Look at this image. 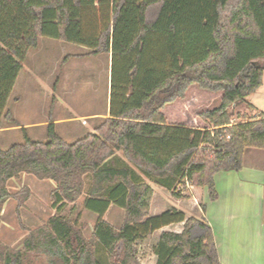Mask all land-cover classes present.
I'll return each mask as SVG.
<instances>
[{
	"label": "trees",
	"instance_id": "16d2710c",
	"mask_svg": "<svg viewBox=\"0 0 264 264\" xmlns=\"http://www.w3.org/2000/svg\"><path fill=\"white\" fill-rule=\"evenodd\" d=\"M40 37L86 47L78 57L112 54L110 116L74 142L50 122L47 140L22 127L23 142L0 148V216L11 197L19 206L29 198L27 188H8L23 173L56 183L58 211L22 248L0 241L2 264H24L33 252L57 264H141L137 240L179 222L181 232L161 233L157 264H222L204 217L176 207L150 215L154 189L137 170L175 197L191 183L214 200L215 173L241 169L249 147L264 149V114L233 123L229 112L263 81L264 0H0V124L15 122L6 108ZM194 84L222 92L203 114L213 129L167 123L163 108ZM85 193L84 207L98 214L90 238L78 219L59 213ZM111 204L125 210L119 228L105 219Z\"/></svg>",
	"mask_w": 264,
	"mask_h": 264
},
{
	"label": "rangeland",
	"instance_id": "374dc122",
	"mask_svg": "<svg viewBox=\"0 0 264 264\" xmlns=\"http://www.w3.org/2000/svg\"><path fill=\"white\" fill-rule=\"evenodd\" d=\"M33 54V62L41 66V71L37 78V82L31 83L32 89L23 88L21 83H16L6 109L12 112V119L15 122L2 119L0 126V148L6 149L14 143L23 142L25 140L24 131L20 125L21 122H35L36 127L26 128L29 137L34 140H47V125L44 123L51 117L66 116L68 114H82L92 109H102L105 102L106 86V63L108 54L101 53L90 57L89 59H80L73 57L70 59V68H74L77 72L69 81L71 86L70 94L67 96L68 103L64 107H60L52 98V91L57 92L54 87L58 84L56 79L61 76L62 60L68 55L86 53L88 49L82 48L80 45L61 41L50 37H40L38 46L31 50ZM32 55V54H30ZM30 60V59H29ZM99 67V75L96 78V89L84 82V68L89 69V63ZM87 72V71H86ZM30 84V82H29ZM36 84V85H35ZM194 91V92H193ZM193 92V93H192ZM190 93L184 105L185 112L180 114V119L183 124L193 127H207L211 124L203 114L205 111L219 106L222 92H213L208 89L201 88L194 84L189 89ZM191 93L197 94L196 102L190 101ZM21 98V99H20ZM195 100V98H194ZM200 101V102H199ZM181 102H177V108ZM170 104L167 110L173 107ZM14 111V112H13ZM177 116V115H176ZM20 120V121H19ZM102 122L98 120L94 125ZM18 123L20 127L14 124ZM93 125V122H92ZM4 127V128H3ZM57 132L67 142H74L87 134L91 127L83 120L71 123H63L57 126ZM121 154V152H120ZM89 185V182H88ZM9 191L13 194L20 192L23 189L30 190V196L22 206H19V201L15 197H11L4 206L0 216V241L9 248L20 249L23 247L24 241L29 237L31 232L46 224L47 220L58 211L52 206V192L55 186L52 180H41L32 174L23 173L18 178L11 179L8 183ZM84 194L77 202L66 204L59 213L71 220H79V225L84 227V235L90 238L98 215L84 207ZM171 206H180V203L175 198H170ZM105 215V219L112 225L119 228L125 218V211L112 205ZM153 236L145 241H139L136 245L140 255L144 252H151L153 245ZM106 255V254H105ZM53 258L44 252H33L26 256L24 264H57L52 263ZM0 264H2L0 260Z\"/></svg>",
	"mask_w": 264,
	"mask_h": 264
},
{
	"label": "crops",
	"instance_id": "0c3cea01",
	"mask_svg": "<svg viewBox=\"0 0 264 264\" xmlns=\"http://www.w3.org/2000/svg\"><path fill=\"white\" fill-rule=\"evenodd\" d=\"M81 47L87 49L84 46ZM31 50L29 51L27 58L22 62L23 68L16 80V83H21L26 91L27 88L32 89L31 83L37 82V78L41 71V66L36 62H33V57H30L35 53L34 51L31 53ZM107 54L108 61L106 63V71L104 72L106 73L107 78L106 86L104 88V107L102 109H92L82 114H68L66 116L51 117L44 122L46 125L50 122H54L56 123L57 129L59 124L83 120V122L85 121L86 124H89L91 127V130L87 132L88 134L94 131L100 124L94 125L95 122L101 119L103 121L104 118L110 116L112 54ZM93 56L78 57L68 55L62 60L63 67L61 76H58L56 79L58 84L56 86L54 85V87L57 88V92L52 91V98L60 107H64L68 103L67 96L70 94L71 90L69 81L72 79V73H74V77L76 76L75 74H77V72L74 71V68L76 69L77 67L70 68V66H68L70 59L73 57L89 59ZM86 62L90 64V61ZM92 64L89 65L90 67L88 70L84 68V82H88V85L94 90L96 89V78L99 75L100 66H97L96 71H94L93 69L95 67ZM188 91L184 99H179L170 103L173 104L170 111L167 110V107L170 104H167L163 108L168 124L185 125L180 119V114L185 112L184 105L188 98L187 96L190 94ZM192 93L191 98L193 97V100L190 99V101L195 103L196 100H199V97L197 98L198 93ZM177 102H181V104L180 107L177 108L178 114H175L174 107H176ZM229 112L233 113V123L256 119L261 113L264 114V76L261 86L254 93L247 96L243 103L232 105L229 108ZM36 124L37 123L35 122L20 121L21 126H27L28 128L36 127ZM185 126L193 127L191 125ZM207 127L210 129L214 128L212 124L207 125ZM0 128L2 127L0 126ZM117 154L122 157V152L121 154L120 152ZM137 171L154 189L150 206L151 216L159 215L172 207H176L184 211L187 217L192 215L199 218L204 217L213 230L219 259L222 264H264V149L249 147L245 150L243 166L241 169L219 170L215 173L214 181L217 189V198L214 200L210 198L207 186L199 187L192 185L191 183H187L181 187V197H175L167 188L155 183L139 170ZM52 182L56 188V183L54 181ZM88 188L89 185L87 184L86 190ZM172 197L179 201L180 206H171L170 198ZM112 205L115 206V204H111L109 209L113 207ZM203 205H205L204 209ZM116 206L123 209L118 205ZM183 227L184 222L173 223L156 230L143 238H139L136 245L139 241L146 242L152 236L154 238L151 252H144L143 255H140L138 252V259L141 264H157L158 256L154 252V247L157 244L161 233L163 231L181 232Z\"/></svg>",
	"mask_w": 264,
	"mask_h": 264
}]
</instances>
